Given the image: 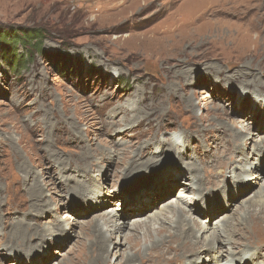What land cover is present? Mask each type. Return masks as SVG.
Returning <instances> with one entry per match:
<instances>
[{"label": "rangeland", "instance_id": "obj_1", "mask_svg": "<svg viewBox=\"0 0 264 264\" xmlns=\"http://www.w3.org/2000/svg\"><path fill=\"white\" fill-rule=\"evenodd\" d=\"M198 1L137 0L131 7L134 0H0V264H97L100 254L104 264H124L126 236L135 229L136 250L151 257L146 264H163L151 250L158 235L137 226L159 212L171 218L173 210L163 206L194 201L188 217L210 229L203 238L196 233L201 242L223 218L246 216L255 202L263 206V24L252 14L205 15L199 26L211 27L205 32L218 26V35L209 41L201 28L198 38L209 45L200 55L168 62L157 59L161 50L141 55L138 49L153 44L136 46L129 38L168 26L180 9L188 24L202 11ZM233 1L218 8L237 13ZM256 3L264 16V0ZM30 30L43 36V54L25 55L19 45L14 51L9 35ZM168 89L176 97L165 95ZM174 136L186 141L181 155L169 146ZM134 159L148 165L132 166ZM228 166L236 173L252 168V175L237 182ZM192 168L198 180H211H203L202 197L184 184ZM219 168L225 183L217 180ZM115 212L120 219H112ZM106 222L112 236L101 245L96 229ZM231 244L223 255L203 252L190 263L173 250L165 257L173 264H227L254 252ZM254 264H264V256Z\"/></svg>", "mask_w": 264, "mask_h": 264}, {"label": "bare ground", "instance_id": "obj_2", "mask_svg": "<svg viewBox=\"0 0 264 264\" xmlns=\"http://www.w3.org/2000/svg\"><path fill=\"white\" fill-rule=\"evenodd\" d=\"M148 1H152V0H148ZM171 2H172V0H170V3ZM199 2L200 1L197 2V4L195 5V8L200 7V8H202V11L197 16V18L195 20L189 22L188 24H184V22H182V18L184 17L183 16L184 14H182V12L179 13V11H181V9H180L177 13L170 14L171 16L169 17V20H171V21H168L169 22L168 26L160 25L158 27L150 29L149 31H146L145 33L132 35L129 38L135 39L136 46H139L140 44H143L146 42H149V44H151V43L153 44V46H151V45L149 46L150 48L146 47V48L138 49L140 51L141 55H142L143 51L150 53V51L153 50L152 52L154 53L155 51L160 52V50H161V53H160L161 56L160 57L156 56L157 59L160 61H167L168 62L169 60L179 59L180 55H183V57H185L184 59H189L192 56L194 57V56L200 55V53H197L198 49L200 50L206 44L209 45V43L204 38H202V39L200 37L198 38L199 33L197 31L201 30V28H203V29H202V32L200 34L201 35L203 34L202 36H204V37L208 32L211 34L206 35V37L211 36V35L213 37H215L216 34L218 35V30H219L218 26L213 27L212 31H207V32H205V31L208 29L211 30L210 29L211 27L205 26L206 23L204 25L201 23V25H203L202 27L199 26V22H201V20L203 19V16H205V15H207L210 19V18L215 17V16L216 17L220 16L222 18H225V17L229 18V17L236 16V15L237 16L242 15V17L245 18L246 16L252 14V15H255L254 22H256V23L259 22L260 24H263L262 26L264 27V16L262 15V12H261V4L256 3V2L260 3V0H255V1L254 0L253 1L252 0H236V2L233 1L230 4H233L235 2L233 7H235L236 10L239 11L237 13L236 12L233 13L232 11L229 12L230 9L227 11V10H225V8H222V9L218 8L219 6H221L219 4L229 3V0H228V2H223V0H203L200 3ZM133 3H132L133 5L131 4L132 6L130 5L131 7L137 5V0H134ZM225 4H223V5H225ZM225 6H223V7H225ZM131 7H130V9H132ZM163 7H164V5L163 6L161 5L160 9L157 8L158 9L157 13L161 12L162 9H164ZM143 8L141 7L139 12L143 11L142 10ZM184 8H185V11L190 9V8L186 9V7H184ZM200 8L198 10H200ZM168 9H169V7H168ZM206 9H207V11H206ZM183 11H184V9H183ZM194 11H197V10H193L191 12L192 15H193ZM137 14H139V13H137ZM137 14H135V16ZM194 15H195V12H194ZM135 16H134V18H135ZM208 17H207V19H208ZM130 20H133V19H130ZM172 20H173V22H172ZM235 20H237V19H235ZM216 21H220V20H216ZM216 21H214L213 23L211 21H209L207 24H211V25L217 24L218 25L219 22L217 23ZM135 23H137V21ZM138 23H140V22H138ZM256 23H255L254 28H257ZM251 24H252V22H251ZM137 25H139V24H137ZM228 27H230V26H228ZM241 29H243V27ZM244 29H245V26H244ZM242 33H244V32H242ZM238 35H240V34H238ZM232 36H234V35H232ZM213 37H207V38L209 41H213L214 40ZM217 38H219V37L217 36ZM228 39H230V38L228 37ZM228 39H226V40L228 41ZM253 39H254V37H253ZM216 40H218V39H216ZM234 40L235 39H233V41ZM239 40H240V38H239ZM223 41H221V42H223ZM215 42H217V41H215ZM238 42H240V41H238ZM223 44H224V42H223ZM254 44L256 45V47L258 46L257 42ZM227 46H229V45H227ZM247 46H248V44H247ZM209 47H208V49H210ZM224 47H226V46H224ZM205 50H206V48H205ZM222 50L224 51V48ZM232 50H234V49H232ZM232 50H230V51H232ZM225 51H226V48H225ZM245 51H247L246 48H245ZM214 52H216V51L214 50ZM234 52H236V51H234ZM133 53H135V52H133ZM137 53H138V51H137ZM213 54H215V53H213ZM150 55L153 56V54H150ZM218 55H220V54H218ZM136 57H137V54H136ZM214 58H215V55H214ZM170 68H172V67H170ZM165 95H172V96L174 95L176 97L177 93L174 89H168L167 92H165ZM145 100H147V99H145ZM189 109L192 110V107H190ZM170 140H171V143L169 146L172 148V151H174L180 155L183 154L184 153L183 150L187 146L186 141L184 142L183 140H181V138L176 137V136L171 137ZM160 143H161L160 145H162V149H164L165 146H167V144H163V141ZM162 149H161V151L156 150V153H162ZM140 156L142 157L143 154H141ZM140 159H136V160L134 159L135 161H131L130 165L133 164L132 166H136V167L138 166L137 165L138 163L144 164L145 166L148 165V163H146L147 161L143 162L144 160L141 161ZM154 160H155V158H151L152 162ZM230 168H231V166L227 167V169H230ZM235 168H237V167H235ZM235 168L230 169L232 171V173H236ZM247 168L246 167L243 169L239 168L240 172L236 173L235 176H233L234 177L233 179L235 181L241 182V183L247 182V177H249V175H252L251 173L253 170L252 168L250 170ZM217 172H218V179L217 180L219 182L225 183L224 182V176H223L224 169L219 168ZM186 178H187V180L184 183L186 185V187H188V188L192 187L193 191L200 192L201 193L200 197L203 196L201 190L205 189L204 188L205 183L203 182V180L208 182V183L211 182V180H209L207 177L198 180L199 177H195L193 175V168H192V170H189V174L187 175ZM254 178H257L256 173L255 174L253 173L252 179H254ZM186 187H183V189H185ZM263 188H264V186H263ZM243 193H244V191H243ZM262 194H263L262 191L259 192L258 195L261 196L259 200L264 202V197ZM192 202H193V204L195 203L194 201H188L185 199H182L179 202H177V201L171 202L168 205L162 207L164 210L166 208H170L173 210L171 218L166 217L162 212H159L155 216L150 217V220L148 221V223H147V221H144L141 224L137 223L138 227H139V225L140 226L142 225L145 227V235L152 236V234L154 232L158 235V241H155V242L152 241V245H151L152 249L151 250H153L156 253V257L158 258L159 262H161L163 264H173L174 263L172 259L165 257L166 252H168L169 250H173L172 252H174V256L178 257L177 260L180 258V259H182V261L186 262V261H188L189 257H194V258L198 257L203 252H207L209 255L210 254L216 255V253L222 254L224 252L222 249L225 247V245H230L231 243H232L231 249H233L237 246H242V247H245L249 250H254V252L250 253L249 251H246L249 253L248 255L240 254L239 258H236V259L235 258H228L229 262L227 264H254L256 262H259L262 259V256H264V243L262 240L264 237V203H263V206L256 205L259 202H257V203L255 202V203H252V205H248V207H246V210L248 212L246 216H239L238 218H234V217L230 218L229 217L228 219L223 218L224 220H222V221L220 220L221 223L218 226V229L213 230V232L210 234V236H209L210 240L209 241L207 240L208 239V236H207L205 241L201 242V240H199V237L196 233H200L201 234L200 238H203L206 236V234L209 232L210 229L206 225L201 223L200 221L196 220L195 218L188 217L187 213L189 211H187V207L189 210L190 209L189 205H191ZM183 205H185V206H183ZM123 210L125 211V209H123ZM115 218L120 219L121 218V212H115L112 216V219H115ZM157 222H161V224H159L158 228L154 229L153 226L155 224H157ZM108 223L109 222H106L103 225L98 226L96 229V230H99V240H100L99 242H100V244L104 243L108 237L112 236V235L107 234L109 232V228L108 229L106 228V227H109V226H107ZM112 223H113V225H115V227L116 226L118 227V224L116 221L115 222L112 221ZM221 226H222V229H220ZM229 226H233V228H229ZM104 228H106V232L104 231ZM120 231H121V226L118 227V230L116 232L119 233ZM135 231L137 232V229H135ZM103 232H105V233H103ZM136 232H135V234L130 233L126 236L127 241H128L127 244L129 246L125 249V256L126 257L124 259L125 260L124 264H134L133 261H135L137 259V257H140L141 264H146V262H149V260H151L150 256L146 257V256L141 254L140 250H136V248L139 246V239H140L138 237V235L136 234ZM104 234H107L106 237L104 236ZM237 237H238V240H235ZM257 239H261L259 241V243H261V244L256 245L255 240H257ZM241 240H244L245 243L242 244ZM118 249H120V248L118 247ZM132 251H133V253H132ZM232 253L235 254V252H233V251H232ZM106 257H107L106 255L102 256L100 254L98 256L99 260L97 261L98 262L97 264H104L105 263L104 260L106 259ZM232 257H234V255ZM191 261H193V260L188 261V263H190ZM195 261H197V259H195ZM215 262L216 261H214V263ZM217 264H219V260H218Z\"/></svg>", "mask_w": 264, "mask_h": 264}, {"label": "trees", "instance_id": "obj_3", "mask_svg": "<svg viewBox=\"0 0 264 264\" xmlns=\"http://www.w3.org/2000/svg\"><path fill=\"white\" fill-rule=\"evenodd\" d=\"M9 37H10V40L13 42L14 51H15L16 47L19 45L20 47L26 49L25 55L31 54V57H33L35 54H40V53L43 54V49H42L43 36L41 35L40 32H37L36 30H30V31H26V32L16 33V34L13 33V35L10 34ZM14 51L12 49L10 51V53H13ZM25 55L21 56L22 61L19 60V66L18 67L20 69L22 68L23 59L25 58ZM15 59H14V61H15ZM27 61H29V60H27Z\"/></svg>", "mask_w": 264, "mask_h": 264}]
</instances>
